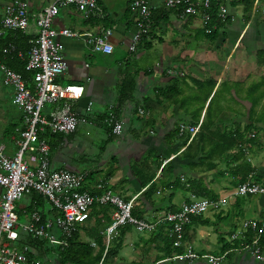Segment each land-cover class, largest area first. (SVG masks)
<instances>
[{
    "label": "crops",
    "instance_id": "crops-1",
    "mask_svg": "<svg viewBox=\"0 0 264 264\" xmlns=\"http://www.w3.org/2000/svg\"><path fill=\"white\" fill-rule=\"evenodd\" d=\"M54 1H29L30 30L24 33L3 27V18L14 0H0V64L14 70L28 59L30 39L37 29L35 17ZM96 1L103 11V17L86 18L83 12L69 6L60 9L53 21L54 29H70L81 35V38H59L64 45L63 56L68 63V69L59 82L63 85L81 84L85 87V93L75 105L79 120L76 132L57 135L49 144L51 169L88 172L82 191L98 195L105 189H111L125 200H134V210L141 218H152L156 212L165 210H178L192 199V192L164 189L163 184L173 177L181 183L201 178L218 198L228 196L236 184L222 159L231 156V153H224L226 142L221 136L224 131H243L251 123V115L248 113L247 117L246 113L252 107L248 95L251 87L249 83L264 82V63L258 62L257 54L264 51V3L255 2L252 11L246 15L241 0H224L234 4L228 5V8L235 21L218 29L215 39H208L203 33V23L199 17L181 16L178 10L167 8L165 0H149L155 23L137 50L131 52L129 48L136 28L135 16L130 9L133 0ZM105 29L113 31L109 40L114 45V51L109 55L94 52L86 41L91 35H99ZM147 57L155 61L153 64L157 66L156 69H149L148 65L140 67L138 61ZM170 70L185 75L170 76ZM126 77H132L135 89L130 99L120 104L119 94ZM162 90L165 92L163 96ZM199 91L204 94L200 96ZM263 92L264 85L256 90V94L262 95ZM13 94V88L3 83L0 70V146L8 155H14L17 151L16 140L24 127L23 113L13 104ZM216 97H222L224 101L221 106L228 111H222L217 117L210 114L208 118L206 114L210 110V102ZM238 98L242 102L237 101ZM90 102L93 105L88 111L86 107ZM139 109L145 110V115L140 116ZM197 110L202 111L198 124H193V114ZM110 112L117 116L119 122H123L121 130L115 132L110 129ZM209 119L213 121L207 122ZM181 123L197 127L196 135L192 136L189 132L184 137L173 135L172 131ZM185 136L189 138L186 143ZM213 149L217 150L216 157L204 159L205 163L197 166L199 157L208 155ZM156 161L160 162L159 167L155 165ZM211 163L218 166L209 171L207 167ZM138 168H141L140 173L136 170ZM171 169H174L173 176L170 174ZM256 170V175L261 176L264 182V166ZM151 174H155L152 183L157 184L158 188L154 194L145 195L147 188L142 187L139 175L147 177ZM180 191L184 192L182 199L176 198ZM256 197L237 198L230 203L232 215L231 211L223 212L222 219H218L221 210L214 221L210 219L212 224L207 226L214 224L218 229L220 256H231V264H243L245 260L242 257L246 249L240 246L222 251V245H234L242 240L228 243L222 235V227L230 223L234 233L242 231L245 220L236 223L234 218L245 211L256 214V210L260 213L259 217L251 219H260L264 214V198L260 196V200H257ZM23 199L27 202L20 204L19 201L16 205L19 222V210L28 220L34 212L45 218L53 213L51 207L49 209L46 206L48 203L44 197L37 199L31 193ZM177 199L182 203L177 204ZM109 217L111 219V213ZM98 219L105 220L104 215H98ZM94 222L93 217L78 228ZM203 227L206 226L186 229L188 244L191 245L198 235L202 238L209 236L202 230ZM131 229L123 228V238L121 240L119 236L115 239L117 243L127 244L125 238ZM80 232L82 240L90 241L83 230ZM159 234L163 237L168 235L167 226H163ZM157 235L153 234L143 246L140 244V249L131 255L129 263L121 262L114 256L108 260L109 252L106 257H103V253L99 264H150L154 252L169 254V258L182 264L178 259L182 254L177 252L179 249L165 247L161 240L154 241L153 237ZM92 246L98 248L95 250L97 253L100 247L94 242ZM210 255V252L201 253L197 261L191 264H204Z\"/></svg>",
    "mask_w": 264,
    "mask_h": 264
},
{
    "label": "built area",
    "instance_id": "built-area-1",
    "mask_svg": "<svg viewBox=\"0 0 264 264\" xmlns=\"http://www.w3.org/2000/svg\"><path fill=\"white\" fill-rule=\"evenodd\" d=\"M29 1L14 0L7 9L2 24L5 29L29 32ZM264 3V0H257ZM169 9L178 10L181 16L199 17L203 28L210 34L215 27L209 26V0H165ZM75 7L83 12L86 18L103 17V11L96 0H55L44 8L36 17V32L30 39V51L26 62V70L34 73L33 88L28 87L22 74L5 64H0L3 73V83L14 90L13 104L23 113L24 127L16 140L17 151L14 155L5 153L0 146V264H42L37 258L27 254V248H18L16 243L22 239L20 229L29 237L44 241L50 248L64 249L73 237L78 227L90 219L91 210L95 205L111 206V223L104 231L106 257L110 244L120 236L125 227H134L138 232H158L161 226H167L168 236L173 240V248L183 249L180 257L197 259L198 255L186 240V227L193 217L206 212H220L229 203V197L236 200L239 197L261 196L264 198V184L257 183L251 175L246 182L237 186L226 197L210 199L192 196L178 210L156 212L152 218H141L133 214L134 200H125L111 189H105L98 195L82 191L88 177V172L74 173L67 170H52L50 162L51 146L41 133L50 135H70L76 132L79 124L75 105L85 93L81 84H66L59 78L68 69V63L63 56L64 45L60 37L81 38L78 32L70 29L56 30L53 28L54 18L60 9ZM135 16V32L132 36L130 51L135 52L152 30V8L149 0H133L131 7ZM221 19L235 21L227 5L222 4L219 10ZM112 29H105L101 34L90 36L86 41L92 50L102 54H112L114 45L109 38ZM170 76L184 77V73L170 70ZM93 103L87 105L89 111ZM145 110L139 109L140 116ZM109 124L115 122L113 131L123 128V122L117 116L109 113ZM198 128L184 123L179 125V135L189 132L196 135ZM254 133L248 137L255 138ZM33 192L44 197L53 212L49 218L34 212L28 223L19 222L16 211L17 203ZM252 231L256 238L251 244L243 246L252 249L254 255H259L262 247L259 240L264 232V214L259 220H245L242 231L233 233L234 240L244 239L245 233ZM219 256H208L210 264H218Z\"/></svg>",
    "mask_w": 264,
    "mask_h": 264
},
{
    "label": "trees",
    "instance_id": "trees-1",
    "mask_svg": "<svg viewBox=\"0 0 264 264\" xmlns=\"http://www.w3.org/2000/svg\"><path fill=\"white\" fill-rule=\"evenodd\" d=\"M210 1V10H208V13L210 15V21H209V26L210 27H215V29L210 33L207 34L205 32V29L203 28V33L205 35V37H207L208 39H215L218 33V29H220L221 27L225 26L226 24H230L231 21L229 19L223 20L221 19V17L219 16V10H220V6L222 4L225 5H230V6H234L233 3H227L224 0H209ZM242 5L244 6V12L245 14H249L252 9L254 8V4L255 2H257V0H241ZM151 23L152 25H154V12L152 11V15H151ZM29 51V48L28 50ZM258 62L259 63H264V51L261 50L258 53ZM26 62H23L20 66V68H14V70L16 72H19L20 74H22L23 78L25 79L28 87L33 88V77H34V73L29 72L26 70ZM264 82H260L257 84H253L250 87L249 90V98H251V110H250V114L251 116L255 115L256 113V108L259 105V101L261 100V102L264 99V94L260 95L258 98H253V96H255L256 94V90L258 88L263 87ZM135 89V84H134V80L132 79V77H126L122 83L121 86V91L119 94V102L120 104L124 103L125 101L129 100L132 93L134 92ZM264 93V92H263ZM165 95V92L162 90V95ZM212 101V100H211ZM211 105V102H210ZM202 110H197L196 112H194L193 114V120L192 123L193 124H198L199 121V116ZM211 110H207V117L210 118V113ZM259 120L256 121L255 123L261 124L264 127V114L263 116H259L258 117ZM212 119L207 120V122H212ZM110 129L112 130L116 123L112 122L110 124H108ZM253 125V121L251 120V123L249 125H246L245 128L243 129V131L241 130H234V131H224L222 133L221 138L223 139V142H226V146L224 149V153H231V156H226L223 157L222 159L225 160V164L228 168V172L229 174L235 179L234 183L236 184V187L239 186L240 184H243L244 182H246L248 180V178L252 175L253 179L257 182V183H261L264 184L262 177L259 175H256V168L253 166V164L251 163V161L248 159V155H251V151L252 148L256 145H258V141H259V133L255 134V138H250L248 137V134L252 133L251 132V127ZM173 135H178L179 134V126L176 128V130L172 131ZM58 135V134H57ZM57 135H50V133H48L47 131L44 133H41V139H45L50 145L53 141V139L57 136ZM184 137V135H183ZM185 141L184 143L187 142V140H189L188 137L185 136ZM262 146L264 147V145L262 144ZM250 152V153H249ZM217 154V150L213 149L212 151H210L208 153V155H204L199 157L198 161L196 162L197 166H200L202 164L205 163L204 159L206 160H211L213 158L216 157ZM148 164V163H147ZM157 167L160 166V162L156 161L155 164ZM218 166V164L216 163H211L208 165V169L210 170H214L216 169ZM138 170V172H141V168L136 169ZM165 170V167L163 168V171ZM174 169L170 170V174L173 176L174 174ZM140 176V180H141V184L143 188H147V190L145 191V195L148 194H154L155 191L158 188L157 184L152 183L155 174H151L147 177H144L142 175ZM164 189H172L174 191L176 190H184L186 192H192L194 193V195L196 197H203V198H210V199H218V196L214 193H212L208 188L207 185L205 184V182L203 181V179L199 178V179H192L189 180V182L187 183H181V181L179 179H177L176 177H173L172 180L166 182L163 184ZM32 194H34L36 196L37 199H41L42 196L37 194L36 192H33ZM250 197V196H249ZM240 198V197H239ZM238 198V199H239ZM242 198V197H241ZM175 211V210H172ZM112 212V207L111 206H101V205H95L92 210H91V214H90V219H92L93 217L95 218V222L92 225H87L83 228H78V230L74 233L73 237L69 240L68 246L64 249L61 248H55L52 249L49 247V245H47L44 241H40V240H36L32 237H26V238H22L19 242H20V247L21 249L26 248L27 247V254L31 257V258H38L35 255H39V256H47V253L49 252H53L54 253V263H60V264H99L103 253L105 251V235H104V231L106 229V227L111 223V219L109 217V213ZM223 211L221 212V214L218 215V219H222L221 215H222ZM103 214L104 215V219L105 220H101L98 219V215ZM133 214L137 217L138 214L137 212L134 210ZM44 217V215H43ZM226 217V216H225ZM212 224V221H210V219L205 218L203 215L201 216H195L193 217L192 221H191V226H209ZM191 226H187L186 229L190 228ZM165 227V226H164ZM163 229V226H161L158 230V232L154 233V234H158L157 236L153 237L154 241L155 240H161L164 244V246L168 247V248H173V240H171L169 238L168 235H166L165 237H163L161 234H159V232ZM81 230H83V232L85 233V235L90 239V241H84L81 239ZM122 233L120 235V239L122 240L123 235H124V230H121ZM186 234V233H185ZM256 238V233L249 231L245 233L244 239L237 241L234 245H230V244H224L222 245V251H226L228 249L231 248H236L240 246H245L247 244H251ZM92 242H94L95 244L99 245L100 249L97 253H95V249L92 246ZM122 244V242H120V245ZM259 245L264 248V232L259 240ZM175 249V248H174ZM177 250V249H176ZM110 248L108 249V253L110 252ZM178 253H182V249H179L177 251ZM42 262V260H40Z\"/></svg>",
    "mask_w": 264,
    "mask_h": 264
},
{
    "label": "rangeland",
    "instance_id": "rangeland-1",
    "mask_svg": "<svg viewBox=\"0 0 264 264\" xmlns=\"http://www.w3.org/2000/svg\"><path fill=\"white\" fill-rule=\"evenodd\" d=\"M154 62H155L154 60H150V58H148V57L143 58L142 60L138 61V63L140 64V67H144V66L147 67V65H148L147 68H149V69H156L157 66H154V64H153ZM253 83L254 82L249 83L250 86H252ZM203 94H204L203 91H199L200 96ZM259 96H260V94L257 93V94H255V96H253V98H255V97L258 98ZM238 100L240 102H242L241 98H238L237 101ZM223 101L224 100L222 99V97H216L212 101L211 106H210L211 115L213 114L214 117H217V115H219V113H221L222 111H228V110H223V106H221V105H223L222 104ZM249 102H250V100H249ZM232 104H233V101H232ZM258 104L261 106H260V108L257 106V108L255 109L256 113L254 116H251L250 120L253 121V125L251 127V132L252 133H255V132L259 133V141H258V145L254 146L252 148V151L250 153L251 155H248V159L251 161V163L253 164L254 167L259 169L261 165L264 166V147L262 146V144L264 145V127H263V125L255 123V122L259 120V118H258L259 116H263V114H264V100H263V102H261V100H260ZM240 110H241V108H240ZM250 110H251V108H248L246 111L247 117H249L248 113L250 114ZM247 120H248V118H247ZM257 133H255V134H257ZM102 134L104 135L103 132H102ZM105 144H106V141H105ZM263 172H264V170H263ZM182 193H184V192L180 191L176 198L182 199ZM163 196H165V195H163ZM246 197H249V196H246ZM256 198H257V200L258 199L260 200V196H257ZM178 199L175 200V202L177 204H181L182 201L178 200ZM45 201L49 204V202L47 200H45ZM232 201H235V199H233L232 197H229L228 205L222 210L224 213H228V211L229 212L231 211L230 213L232 215V213H233L232 207H231L232 205H230V203H232ZM26 202H27L26 199L20 200V204L26 203ZM48 204L46 206H49V209H50V204L49 205ZM255 212H256V214L253 211L252 212L245 211V212L241 213L240 215H238L237 217L235 216L234 222L237 223V222H241L242 220L250 221V220H253L251 218H258L260 213L257 212L256 210H255ZM19 213H20V223H23V224L28 223V221L30 219L28 220L27 216L23 213V211L19 210ZM217 214H218L217 212H206L204 214V216L208 217L209 219L214 221ZM254 220H256V219H254ZM131 228L132 229L126 235V238H125V241L127 242V244L120 245L119 243H117L118 242L117 240L111 242V246H110L111 251H110V254L108 256V260H110L111 257L114 256L113 258L117 257V259L120 260L121 262L129 263V259H130L131 255L134 254L135 250L140 249L139 245L142 244V246H143L147 242L146 240L150 239L151 236H153V234H154L151 232H138L134 227H131ZM202 230L206 234H209V236L206 238H202L200 235H198V237L195 238V240L191 242V246L193 247L194 251L198 255L201 253L210 252V253H212L213 256L214 255L220 256L221 255V252L219 251L220 245L217 244V236H219L220 234L216 233V230H218L216 228V226L213 224L210 227H207V226L203 227ZM222 232H223V234H222L223 237L225 238V240L228 243L234 242L233 241L234 239L232 237L234 231L232 230L230 223L224 224V226L222 227ZM20 233L24 238L28 237V234L25 231H23L22 229H20ZM83 239H85V237H83ZM90 243H91V241H90ZM16 245L19 248L20 242H17ZM207 246H209V247L207 248ZM97 249L98 248H95L96 251H97ZM182 253L184 254L183 251H182ZM35 256L38 257L37 259L42 260V264H54L53 263L54 253L52 251L47 253V256H45V257L39 256V255H35ZM115 261L117 262V260H115Z\"/></svg>",
    "mask_w": 264,
    "mask_h": 264
},
{
    "label": "flooded vegetation",
    "instance_id": "flooded-vegetation-1",
    "mask_svg": "<svg viewBox=\"0 0 264 264\" xmlns=\"http://www.w3.org/2000/svg\"><path fill=\"white\" fill-rule=\"evenodd\" d=\"M154 254H155V256L151 260L150 264H180L179 263L180 261L177 262V260H175L174 258H171V257L169 258L168 257L169 254H166L164 252L162 254H159L158 252H154ZM162 257H166V258L160 259ZM219 257L221 258V260L219 261L218 264H228V263L232 262L230 259L231 256L229 257L228 255H226V256H219ZM180 258H178V259L182 261V264H185V263L191 264V263L197 261V259L191 260V259H187L184 257H182L181 259ZM242 258L245 260V262L243 264H264V248H262L259 255H254L252 249H246V251H244V257H242ZM158 259H160V260H158ZM56 264H58V263H56ZM105 264H107V263H105ZM204 264H210V263L208 261L207 262L205 261ZM237 264H239V263H237Z\"/></svg>",
    "mask_w": 264,
    "mask_h": 264
}]
</instances>
